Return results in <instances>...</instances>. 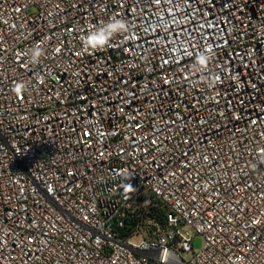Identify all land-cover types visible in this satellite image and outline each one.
<instances>
[{
    "label": "built area",
    "instance_id": "2783aa9c",
    "mask_svg": "<svg viewBox=\"0 0 264 264\" xmlns=\"http://www.w3.org/2000/svg\"><path fill=\"white\" fill-rule=\"evenodd\" d=\"M0 264H264V0H0Z\"/></svg>",
    "mask_w": 264,
    "mask_h": 264
},
{
    "label": "rangeland",
    "instance_id": "374dc122",
    "mask_svg": "<svg viewBox=\"0 0 264 264\" xmlns=\"http://www.w3.org/2000/svg\"><path fill=\"white\" fill-rule=\"evenodd\" d=\"M202 245H203V241H202L201 239L197 238V239L195 240V247H196L197 249H200V248L202 247Z\"/></svg>",
    "mask_w": 264,
    "mask_h": 264
},
{
    "label": "clouds",
    "instance_id": "9594fccd",
    "mask_svg": "<svg viewBox=\"0 0 264 264\" xmlns=\"http://www.w3.org/2000/svg\"><path fill=\"white\" fill-rule=\"evenodd\" d=\"M111 27V26H110Z\"/></svg>",
    "mask_w": 264,
    "mask_h": 264
}]
</instances>
